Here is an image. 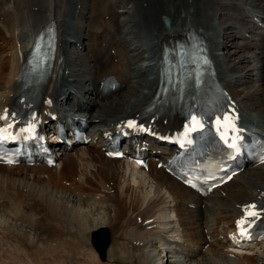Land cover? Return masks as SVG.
Listing matches in <instances>:
<instances>
[{"label": "bare ground", "instance_id": "bare-ground-1", "mask_svg": "<svg viewBox=\"0 0 264 264\" xmlns=\"http://www.w3.org/2000/svg\"><path fill=\"white\" fill-rule=\"evenodd\" d=\"M259 1L263 5L256 10L264 15V0ZM67 2L0 0V111L11 98L14 100L18 88L14 84L20 64L18 50H24L32 33L52 20L59 32L61 61L48 79L44 94L53 96L58 104L62 101L70 106L71 103L77 111H86L83 104H87L88 118L94 127L116 123L147 103L157 80L162 44L174 42L189 28L207 38L218 76L237 99L243 114L257 117L264 125V30L249 22L243 7L240 8L241 1L118 0L124 11L133 13L122 27L118 22L116 26L111 24L118 15L117 2L102 8L104 12L99 14L103 16L99 15L96 22L88 25L79 20L72 22ZM253 2L247 0L243 4L248 7ZM71 4L72 11L77 6L84 8L82 0H71ZM209 4L225 15L217 22L224 32L220 38L208 35L212 29L206 11ZM105 14H109L108 21ZM242 30H248L255 38L260 32V41H232L233 49L225 51L229 47L226 40L243 38ZM70 38L87 50L84 53L87 58L76 46L71 48ZM255 47L260 50L255 52ZM111 49L115 55H111ZM239 50L244 52L239 54ZM235 54L238 56L233 58ZM108 69L118 71L129 93L122 99L115 96L100 103L92 96L93 86L95 79L98 85L99 73ZM137 73L142 76L137 81L139 85L134 80ZM245 77L251 86L247 85V90L245 86L238 89V85L247 82ZM165 114L173 117L170 108ZM77 150L60 156L58 169L0 165V264H71L72 258L68 257L72 256L78 264H102L89 245L88 230L89 224L97 231L107 227V222L116 230L121 228L120 236H124V242L118 243L121 249L113 248L114 259L108 261L110 264L120 261L123 264H164L162 261L165 264L200 261L201 264H264V240L253 242L243 252L240 248H230L234 246L226 234L241 205L264 191V164L244 169L212 197L201 200L189 188L161 174V170L154 172L156 179L152 180L147 173L123 160L102 156L96 148L81 146ZM63 173L69 174L61 176ZM148 180L154 182L153 193L147 190ZM189 202L204 204V208H188ZM86 204L90 207L85 210L82 205ZM96 205H105L108 219H89L87 209ZM204 228L212 237L209 243L204 238ZM66 234L76 239L75 244L63 239ZM159 244L161 249H157ZM31 245L32 249L28 250ZM195 245L199 246L198 251ZM19 249L24 255L21 262Z\"/></svg>", "mask_w": 264, "mask_h": 264}, {"label": "rangeland", "instance_id": "rangeland-1", "mask_svg": "<svg viewBox=\"0 0 264 264\" xmlns=\"http://www.w3.org/2000/svg\"><path fill=\"white\" fill-rule=\"evenodd\" d=\"M83 1V4H84V8H79V16H78V14L77 13H73L72 14V9H73V6H71L72 4H71V0H68V2H67V6H68V10L70 11V15L72 16V15H74V18H72V22H76L77 20H79L83 25H88V24H90V23H93V22H96L95 20H96V18H98L99 17V12H104V11H102V8H105V7H109L111 4H113V3H115V2H117L116 0H100L99 2H98V0H82ZM239 1H241V5H240V8L241 7H245V5L243 4L244 2L246 3V1H244L243 2V0H238V2ZM259 1V0H258ZM258 1H255L256 2V5H252V6H254V7H257L258 8V5H263V2H260L259 1V4L257 3ZM243 2V3H242ZM213 6V7H212ZM261 7V6H260ZM260 7H259V9H260ZM77 8V7H76ZM137 7H135L134 6V11H135V9H136ZM115 9H116V12H117V17H116V19H114V23L112 22L111 24H115V26H116V24H117V22H118V24L119 23H121V20L122 19H125V16H127V15H125L126 14V11H124V8H122L121 6H115ZM98 10V11H97ZM97 11V12H96ZM206 11H207V16H208V18H209V21H210V23L212 24V26H211V28L212 29H210L209 31H208V35H209V32H210V35H209V37L210 38H216V37H218V25H217V22L218 21H220L221 19H224L225 18V15H221V17H219V9L217 10L216 9V7H214V5H212V4H209L208 5V7H207V9H206ZM245 12V11H244ZM102 14V13H101ZM133 14V13H132ZM219 17V18H218ZM94 19V20H93ZM101 20V19H100ZM108 21V20H107ZM109 21H111V18H109ZM135 23V22H134ZM221 31V33H224L223 32V30H220ZM93 32H95V31H93ZM219 38H220V36H219ZM74 40V39H73ZM227 42H228V49H224L225 51H230V50H232L233 49V47L230 45L231 43H232V41L233 42H243L244 40L243 39H240V38H238V37H236V38H228V40H226ZM74 43H76L75 41H73V44H71V47L72 48H74ZM77 44H79V43H77ZM76 45V44H75ZM79 48H81V45H79ZM250 49H253V48H250ZM78 50V49H77ZM260 50V48L259 47H255L254 48V51L255 52H258ZM83 51V52H82ZM222 51V50H221ZM252 52H254L253 50H251ZM79 52H81V54H83L84 55V57H86L87 58V56L84 54V53H87V50H82V49H80L79 50ZM240 52V53H239ZM239 54H241L242 52H244V50H239ZM82 55V56H83ZM238 55H234V56H232L233 58L234 57H237ZM246 79L245 80H247V82H245V83H243V84H241V85H238L237 86V88L238 89H241V88H243L244 86H245V90H247L248 89V86H251V82H249L248 81V79H247V77H245ZM142 79V78H141ZM140 80V79H139ZM141 81V80H140ZM136 84L137 85H139V82H136ZM248 85V86H247ZM122 93V94H121ZM120 94V96L118 95L116 98L117 99H122V97H124L125 95H127V93H129V89L127 90H124V92L122 91ZM247 101H249L250 99H246ZM251 100H253V99H251ZM260 103H261V101H260ZM259 105V103H256V106H258ZM118 164V163H117ZM246 175H248V174H246ZM150 179H151V177H149ZM152 180H154V179H152ZM148 181H150V180H148ZM151 182V181H150ZM148 183L149 185H148V188H147V190H149V191H151V193H153V185H154V182L152 181L151 183ZM64 186V185H63ZM97 190V189H96ZM25 191V190H24ZM65 192H68L69 193V190H67V189H65L64 190ZM95 192V191H94ZM61 193H63L64 194V192H61ZM58 194H60V193H58ZM71 194V193H70ZM72 195V194H71ZM66 196V195H65ZM67 197V196H66ZM68 200L69 201H71V202H73L69 197H68ZM74 203H77L76 201H74ZM103 204H105V203H103ZM107 205V204H106ZM83 207L85 206V210H86V208H88V207H90V205H88V204H86V205H82ZM98 208H100V209H98ZM104 208V209H103ZM78 210V209H77ZM109 210V209H108ZM90 212V213H89ZM104 213V214H103ZM65 214V213H64ZM87 214H88V217H89V219L91 218H97L98 219V221L99 220H101V219H103V220H105V219H108V218H106V217H109V213L107 212V210L105 209V205L103 206H100V205H96L93 209H91V210H88L87 209ZM69 216V215H68ZM98 216H100L99 218H98ZM45 220H42V222H44ZM110 222H107V224H105V226H108L109 227V229H110V231H111V246L109 247L110 249L108 250V254H107V258H106V262L104 263V264H110L108 261L109 260H113L114 259V257H111L112 256V254H111V252H112V250H113V248H117L118 246L120 247V242L122 241V242H124V236H123V238H121V236H120V231L119 230H121L122 231V229L120 228V229H117L118 230V232H117V230H116V228L115 227H113V225H112V223L111 224H109ZM13 226V225H12ZM14 227V226H13ZM16 230H18L16 227H14ZM90 230H92V226L89 224V230H88V233L90 232ZM123 232V231H122ZM67 238V239H66ZM21 239V238H20ZM63 239H66V241H68V240H70L71 241V244H75V242L74 241H76V239H74V240H72L71 239V237H70V234H66V236L65 235H63ZM22 240V239H21ZM23 242V241H22ZM27 244L26 242H23V244ZM119 243V244H118ZM19 245H20V241H19ZM89 245H90V242H89ZM158 246H160V244L159 245H157V249H159L160 247H158ZM22 247V246H21ZM20 247V249H22ZM118 247V248H119ZM19 249V250H20ZM30 249H32V245L31 246H28V250H30ZM119 249H121V247L119 248ZM157 249H156V252L158 253V251H157ZM161 249V248H160ZM111 250V251H110ZM17 251V250H16ZM16 251L14 252V254H15V257H14V262H16ZM18 253H19V255H18V257L20 258V262L22 261L21 259H23V257H24V255H23V257H22V254H21V250L20 251H18ZM21 254V255H20ZM114 256V255H113ZM68 258H72V260H70V262H72L71 264H78L77 263V261H76V258H73V256L72 257H68ZM65 259H67V258H65ZM195 260V259H194ZM163 262V261H162ZM203 263H205V261H202ZM103 264V263H102ZM117 264H123V262L122 261H120V262H118ZM169 264V263H168ZM197 264H201V261H200V263H197Z\"/></svg>", "mask_w": 264, "mask_h": 264}, {"label": "water", "instance_id": "water-1", "mask_svg": "<svg viewBox=\"0 0 264 264\" xmlns=\"http://www.w3.org/2000/svg\"><path fill=\"white\" fill-rule=\"evenodd\" d=\"M93 230L91 233V242L95 250L98 252L101 260L106 257V249L110 242V233L107 227Z\"/></svg>", "mask_w": 264, "mask_h": 264}, {"label": "snow or ice", "instance_id": "snow-or-ice-1", "mask_svg": "<svg viewBox=\"0 0 264 264\" xmlns=\"http://www.w3.org/2000/svg\"><path fill=\"white\" fill-rule=\"evenodd\" d=\"M0 119H7V117L6 116H0ZM193 125L195 126V125H198L199 124V122L196 120V118L195 117H193ZM217 125L219 126V127H225V128H230V127H233V125L231 124V120H230V118L228 117V116H225L224 117V123L223 124H221V121L220 120H217ZM129 126L131 127V126H133L132 124H131V122L129 123ZM190 131H194L195 130V127H193V128H191V129H189ZM223 138V137H222ZM231 146H233V147H235V144H233V145H231ZM9 163H11V161H9ZM253 208H254V205H250V206H248V208L246 209V217H245V219L244 220H242V221H238L237 222V227H238V229L240 230V235L241 236H244L246 233H245V231H244V229H243V225L245 224V223H250V221H248L247 220V218L248 217H256L258 214L255 212V211H253Z\"/></svg>", "mask_w": 264, "mask_h": 264}]
</instances>
